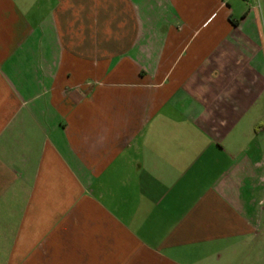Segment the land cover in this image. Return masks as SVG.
Returning a JSON list of instances; mask_svg holds the SVG:
<instances>
[{
	"label": "crops",
	"instance_id": "obj_1",
	"mask_svg": "<svg viewBox=\"0 0 264 264\" xmlns=\"http://www.w3.org/2000/svg\"><path fill=\"white\" fill-rule=\"evenodd\" d=\"M0 264H264V0H0Z\"/></svg>",
	"mask_w": 264,
	"mask_h": 264
}]
</instances>
